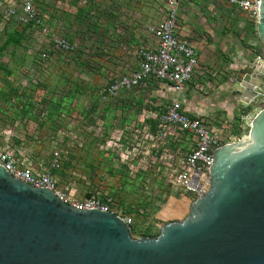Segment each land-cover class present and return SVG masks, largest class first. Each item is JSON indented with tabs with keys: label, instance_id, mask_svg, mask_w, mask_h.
<instances>
[{
	"label": "rangeland",
	"instance_id": "374dc122",
	"mask_svg": "<svg viewBox=\"0 0 264 264\" xmlns=\"http://www.w3.org/2000/svg\"><path fill=\"white\" fill-rule=\"evenodd\" d=\"M24 1L0 0V46L6 33L29 28L19 45H9L0 54L1 144H7L2 136L7 137V127L13 125L9 120L16 115L29 118L20 125L30 141L37 130L54 135L62 119L80 117L84 124L79 143L65 137L57 144L66 153L57 171L60 191L76 200L95 188L101 194L117 193L116 199L131 213L130 236L135 240L158 236L163 225L185 220L195 196L158 180L153 166L157 115L175 95L169 99L157 85L147 84L100 100L113 77L135 68L139 46L135 33L145 47L151 44L147 28L164 19L168 0H32L34 12L47 26V33L40 34L8 13L13 9L18 14ZM256 24L226 0H182L178 8V28L195 44L201 62L192 79L198 85L193 103L208 112L222 145L248 136V116L264 108L259 98L249 102L248 89L240 93V88L254 84L257 71L264 72V62L255 71L257 62L264 61ZM56 38L68 40L74 50L48 52ZM11 96L31 99L34 110H12ZM238 97L247 103L240 104ZM189 98L181 99V106L190 104ZM70 129L65 128L71 133ZM41 139L27 145L36 146L32 154L46 162L54 144ZM139 209L145 211L138 213Z\"/></svg>",
	"mask_w": 264,
	"mask_h": 264
},
{
	"label": "water",
	"instance_id": "95a60500",
	"mask_svg": "<svg viewBox=\"0 0 264 264\" xmlns=\"http://www.w3.org/2000/svg\"><path fill=\"white\" fill-rule=\"evenodd\" d=\"M256 30L264 46V0ZM256 73L249 102L264 104ZM245 134L213 152L208 190L155 238L132 239L114 213L76 209L0 166V264H264V108Z\"/></svg>",
	"mask_w": 264,
	"mask_h": 264
},
{
	"label": "built area",
	"instance_id": "2783aa9c",
	"mask_svg": "<svg viewBox=\"0 0 264 264\" xmlns=\"http://www.w3.org/2000/svg\"><path fill=\"white\" fill-rule=\"evenodd\" d=\"M182 0L166 2L164 19L147 28V33L155 42L154 49L141 48L137 54V68L128 75L120 76L109 82L103 89L100 100L106 102L118 95L141 88L149 82L162 83L171 87L175 100L157 115V132L154 137L157 148L153 163L155 173L176 192L187 193L198 198L203 189L208 190L209 169L213 163V152L222 145L221 137L210 127L209 122L202 117H190L181 112V102L185 87L193 79L198 67V54L194 45L182 36L178 29V8ZM32 0H25L18 14L8 9L23 24H31L38 32L47 33L43 21L34 12ZM237 11L258 20L259 0H226ZM74 46L64 38H56L48 52L69 53ZM42 58H47L43 55ZM187 136L190 149L187 151H171L169 143L178 141L181 135ZM180 136V137H179ZM17 154L0 146V166L14 179L20 180L33 188L46 189L53 192L58 199L79 210H99L111 212L121 218L132 228V219L122 216L111 206V199L103 200L102 194L95 191L91 196L76 200L66 192L58 189L53 172L61 170L66 153L63 149H53L49 152L48 167L41 164L31 165L20 163Z\"/></svg>",
	"mask_w": 264,
	"mask_h": 264
},
{
	"label": "crops",
	"instance_id": "0c3cea01",
	"mask_svg": "<svg viewBox=\"0 0 264 264\" xmlns=\"http://www.w3.org/2000/svg\"><path fill=\"white\" fill-rule=\"evenodd\" d=\"M238 13H240V14H242L243 16H247L248 17V15L247 14H245V13H241V12H239V11H237ZM43 21V20H42ZM44 23V22H43ZM157 24V23H156ZM45 25V24H44ZM45 27H47V26H45ZM47 29V28H46ZM179 29V28H178ZM28 31H29V28L28 29H26L25 30V32L23 33V35L22 36H24V35H26L27 33H28ZM38 31V30H37ZM17 32H19V31H17ZM179 32H180V34L182 35V36H185L188 40H189V38H188V36L187 35H185V34H183L181 31H180V29H179ZM11 33V32H10ZM38 34H40V32H37ZM138 36H139V34L138 33H135V38L137 39V41H138V43H139V46L137 47V50H136V52H135V59H136V61H137V54H138V51L141 49V48H145V49H154L155 48V42H154V40L151 38V40H152V42H151V44H148V46H144L143 45V43H142V41H141V39L140 38H138ZM150 36V35H149ZM190 41V40H189ZM191 42V41H190ZM193 45H194V47L196 48V46H195V44L193 43V42H191ZM9 46V45H8ZM197 50V49H196ZM197 54H198V51H197ZM259 62H264V61H258L257 62V65H256V67H255V71H256V69L258 68V67H261L260 65V63ZM200 64H201V62H200V56L198 55V67H197V69H200L201 67H200ZM137 65H138V63H137ZM137 65L135 66V68L131 71V72H133L134 70H136V68H137ZM196 69V70H197ZM131 72H128V73H125V74H119V75H117V76H115V77H113L111 80H110V82L111 81H113L114 79H116V78H118V77H120V76H124V75H128V74H130ZM254 74V73H253ZM147 84H155V85H157L162 91H164V93H165V97H168L169 99H172L173 98V96H174V93H173V90L171 89V87L170 86H168V85H166V84H162V83H154V82H149V83H147ZM146 84V85H147ZM146 85H144V86H142L141 88H144ZM107 86V85H106ZM24 87V86H23ZM198 87V85H197V83L196 82H194L193 80L189 83V84H187L186 85V87H185V93H184V97H183V99H185L186 97L188 98V97H190L187 101H189L190 102V104H188L187 106H186V104H183L182 105V107H181V112L182 113H185L186 115H188V116H190V117H202V118H204V119H206L207 121H209L208 119H210L211 117L210 116H208L209 114H208V112H206V110L205 109H201V108H197L196 106H194L195 105V103H193L195 100H194V97H195V89ZM22 89H24V88H22ZM140 89V88H139ZM244 89H247V88H240V90H241V92H240V90H239V92L240 93H242V91H244ZM132 92V91H131ZM21 93V92H20ZM102 93V92H101ZM125 93H130V92H125ZM125 93H123V94H125ZM122 94V95H123ZM11 98H12V100H10V102L11 103H13V104H15V106L13 107V108H11L12 110H14V111H17V110H21V109H25V108H27V107H29V109H33L34 110V106H33V102H32V100L30 99V100H26V101H24V100H21V97H12L11 96ZM238 99H239V97H238ZM240 101H239V103L240 104H246V103H244L245 102V100H247L246 98H243V99H239ZM75 101V100H74ZM9 103V102H8ZM17 105V106H16ZM169 105H170V103H169ZM103 107H105V106H103ZM91 109V108H90ZM94 109H96V108H94ZM81 110H82V108H81ZM89 112H90V110H89ZM88 112V113H89ZM91 112L92 113H94L92 110H91ZM77 119V118H76ZM9 120V119H8ZM27 120H29V118L28 117H21L20 115H16L15 117H11L10 118V123H12L13 125H11V126H8L7 127V131H8V135H7V137H5V136H2L6 141H7V143H8V145H9V147L11 148V149H13V151H15V152H26L27 154L28 153H31V157H32V159H33V163L36 161V160H38V159H36L35 157L36 156H34L33 154H32V152H34V151H36V149L37 148H35L36 146H31V147H29L27 144H29V143H27V142H34L33 141V139H41L43 136V134H45V137L43 138V139H41L42 141L44 140L45 142H47L48 144H49V141L51 140V144H55V143H58V142H60V143H63L64 141H65V137H66V139L68 138H70L71 139V141L73 142V139L75 138V144H78L79 143V140L77 139V138H79L80 139V128L81 127H83V124H84V120H82V118H78L77 120H75L74 118L72 119H67L66 121L65 120H61L60 122H58L59 123V129L58 130H56V132L54 133V135H50V133L47 131V133L46 132H42V131H39V130H37V131H35L34 132V136H32L33 138H32V140L30 141V140H28L26 137L27 136H29V134H26L25 133V131H23V134H21L22 133V126L20 125V124H26L27 123ZM20 122H22V123H20ZM65 123L67 124V127H65ZM36 124V123H35ZM41 125V124H40ZM209 125H210V127L213 129V127L211 126V124L209 123ZM90 126V125H89ZM87 127V131L88 130H90V128L91 127ZM38 128H41V129H44V127H41V126H38ZM65 128H71L70 130H72L71 131V133H69L68 131H66L65 130ZM85 129H86V127H85ZM214 130V132H215V128L213 129ZM215 133H218V132H215ZM65 134H66V136H65ZM50 135V136H49ZM92 136H94V135H92ZM95 137V136H94ZM53 148V147H52ZM49 153V152H48ZM29 155V154H28ZM46 155H47V153H46ZM47 159V156L44 158V160H46ZM48 160V159H47ZM46 160V161H47ZM44 165L45 166H47L46 165V162H44ZM174 200H176L175 198H174ZM174 212V211H173Z\"/></svg>",
	"mask_w": 264,
	"mask_h": 264
},
{
	"label": "trees",
	"instance_id": "16d2710c",
	"mask_svg": "<svg viewBox=\"0 0 264 264\" xmlns=\"http://www.w3.org/2000/svg\"><path fill=\"white\" fill-rule=\"evenodd\" d=\"M30 24H27L26 26H28ZM31 26V25H30ZM26 28H22L19 32L17 31H12L11 33H6V39L4 40L3 44L0 46V54L5 50V48L8 46V45H19L20 44V41L22 40L23 38V33L25 32ZM180 137V136H179ZM2 142H0V146H2L3 148H7L9 147L8 143L7 144H1ZM156 143V142H155ZM57 144H63V143H55L54 144V147H56L57 149H60V147L57 146ZM190 143L187 141V136L184 134V135H181L180 139L178 141H175V142H172V143H169V146L171 148V151H173L175 154H177L178 152L177 151H187L190 149ZM10 150L13 151V149H11L9 147ZM15 152V151H13ZM17 153V152H15ZM17 158L19 159V162L22 163H28V164H31V165H38V164H41L42 166L44 167H48V162H49V155H47V161H46V165H44V161L43 160H36L34 163H33V159L32 157L28 156V154L25 152H22V156H19L17 154ZM22 161V162H21ZM62 169V168H61ZM57 172H53V176H54V179L57 181L58 183V178H57ZM157 179L158 180H162L161 177L157 176ZM95 191H98L97 188H95L91 193L87 194L86 197H89L91 196ZM117 193H112V194H102V198L103 200H106V198H110L111 199V206L118 210L120 212V214L122 216H129L127 214H131L130 212H128V209H127V205H125L124 203H122L120 200H117ZM145 211L144 209H139L138 210V213L139 211ZM133 227V226H132ZM133 229V228H132ZM131 229V231H132ZM150 238H155L157 237V235H154V236H149Z\"/></svg>",
	"mask_w": 264,
	"mask_h": 264
},
{
	"label": "bare ground",
	"instance_id": "6f19581e",
	"mask_svg": "<svg viewBox=\"0 0 264 264\" xmlns=\"http://www.w3.org/2000/svg\"><path fill=\"white\" fill-rule=\"evenodd\" d=\"M253 88H255V87H253ZM246 138H247V136L243 140H241V142L244 141ZM229 146H231V145H229Z\"/></svg>",
	"mask_w": 264,
	"mask_h": 264
}]
</instances>
